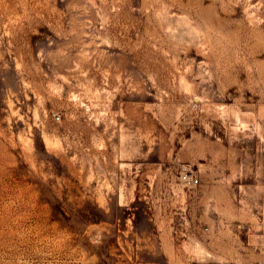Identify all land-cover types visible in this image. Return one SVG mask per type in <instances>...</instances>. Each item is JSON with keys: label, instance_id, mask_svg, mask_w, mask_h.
Here are the masks:
<instances>
[{"label": "rangeland", "instance_id": "rangeland-1", "mask_svg": "<svg viewBox=\"0 0 264 264\" xmlns=\"http://www.w3.org/2000/svg\"><path fill=\"white\" fill-rule=\"evenodd\" d=\"M0 264H264V0H0Z\"/></svg>", "mask_w": 264, "mask_h": 264}, {"label": "built area", "instance_id": "built-area-1", "mask_svg": "<svg viewBox=\"0 0 264 264\" xmlns=\"http://www.w3.org/2000/svg\"><path fill=\"white\" fill-rule=\"evenodd\" d=\"M181 179L183 182L192 186H197L199 184V179L192 174L185 173L181 176Z\"/></svg>", "mask_w": 264, "mask_h": 264}]
</instances>
